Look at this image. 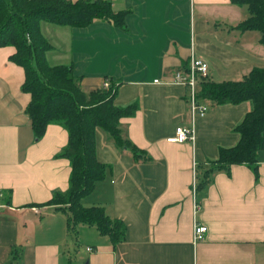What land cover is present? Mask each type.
<instances>
[{
	"label": "crops",
	"instance_id": "obj_1",
	"mask_svg": "<svg viewBox=\"0 0 264 264\" xmlns=\"http://www.w3.org/2000/svg\"><path fill=\"white\" fill-rule=\"evenodd\" d=\"M110 1L115 11L124 10L123 25L95 18L83 26L42 20L40 27L52 44L48 61L70 64L85 91L113 81L116 104L138 101L135 113L120 120L150 158L134 160L98 128L96 155L105 173L80 198L123 219L124 238L113 246L92 225L71 230L67 213L45 203L68 187L69 160L56 156L68 133L49 123L34 137L25 111L30 95L20 88L24 71L8 59L14 46L1 45L0 264H264V160L257 180L249 166L233 163L196 190L207 160L238 140L234 127L250 101L201 98L207 110L195 115L188 86L166 80L185 70L192 56L208 61L207 76L215 81L264 66L260 31L235 26L248 16L247 6L230 0ZM177 125L191 127L193 139L168 140ZM196 223L207 226L201 240L193 239Z\"/></svg>",
	"mask_w": 264,
	"mask_h": 264
},
{
	"label": "trees",
	"instance_id": "obj_2",
	"mask_svg": "<svg viewBox=\"0 0 264 264\" xmlns=\"http://www.w3.org/2000/svg\"><path fill=\"white\" fill-rule=\"evenodd\" d=\"M248 9V16L235 26L240 30L257 29L264 43V0H230ZM95 18L110 19L123 25L124 10L115 11L110 0H0V46L12 45L8 59L22 66L20 88L30 99L25 111L31 120L35 138L44 133L49 123L62 125L68 133L66 144L56 156L70 163L68 187L53 192L46 204H55L67 213L68 227L79 223L94 226L107 235L113 246L123 240L126 224L108 214L99 204L83 205L82 195L89 193L103 177L106 164L96 155V131L102 129L115 146L128 149L136 161L150 156L130 140L120 118L135 113L138 101L114 102L117 85L85 91L66 63H50L47 51L52 47L43 34L40 22L83 26ZM195 98L209 99L214 104H237L249 100L251 107L235 125L236 143L219 146L216 158L200 168L196 190L204 189L215 172L230 171L233 163L249 166L258 179V167L264 160V66H253L238 79L215 81L207 75L197 80Z\"/></svg>",
	"mask_w": 264,
	"mask_h": 264
},
{
	"label": "built area",
	"instance_id": "obj_3",
	"mask_svg": "<svg viewBox=\"0 0 264 264\" xmlns=\"http://www.w3.org/2000/svg\"><path fill=\"white\" fill-rule=\"evenodd\" d=\"M208 61L200 56H192L189 62V66L185 70H178L174 72V74L167 78L166 80H170L173 82L184 83L189 88L190 101L192 104V109L194 114L203 115L207 110V104L197 101L195 98V89L197 85V80L201 78V76H205L208 74ZM103 86H108V81H103ZM194 133L191 127L185 125H177L175 128L174 134L167 137L170 141H188L193 139ZM207 230V226L203 223H196L194 225L193 239L201 240L205 236V232ZM88 249H92L88 247Z\"/></svg>",
	"mask_w": 264,
	"mask_h": 264
},
{
	"label": "rangeland",
	"instance_id": "obj_4",
	"mask_svg": "<svg viewBox=\"0 0 264 264\" xmlns=\"http://www.w3.org/2000/svg\"><path fill=\"white\" fill-rule=\"evenodd\" d=\"M15 68H17V70H19V72H22L23 73V70H22V68H21V66H17V67H15ZM23 79V78H22ZM101 86H103V83H102V85Z\"/></svg>",
	"mask_w": 264,
	"mask_h": 264
}]
</instances>
